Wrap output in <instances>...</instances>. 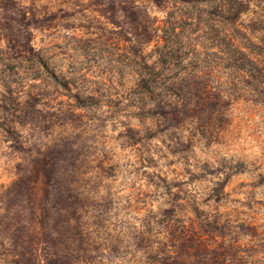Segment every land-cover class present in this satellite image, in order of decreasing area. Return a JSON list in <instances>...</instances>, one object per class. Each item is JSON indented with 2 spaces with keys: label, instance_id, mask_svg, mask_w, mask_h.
Instances as JSON below:
<instances>
[{
  "label": "rangeland",
  "instance_id": "rangeland-1",
  "mask_svg": "<svg viewBox=\"0 0 264 264\" xmlns=\"http://www.w3.org/2000/svg\"><path fill=\"white\" fill-rule=\"evenodd\" d=\"M0 264H264V0H0Z\"/></svg>",
  "mask_w": 264,
  "mask_h": 264
}]
</instances>
